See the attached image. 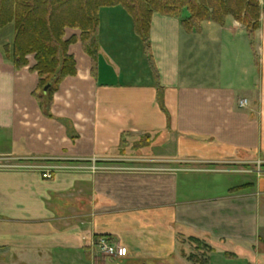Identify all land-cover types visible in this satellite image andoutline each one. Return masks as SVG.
<instances>
[{
    "label": "crops",
    "instance_id": "obj_1",
    "mask_svg": "<svg viewBox=\"0 0 264 264\" xmlns=\"http://www.w3.org/2000/svg\"><path fill=\"white\" fill-rule=\"evenodd\" d=\"M258 1L253 41L231 16L188 33L182 20L154 14L157 79L132 17L122 7L101 9L95 64L81 32L66 31V40L78 38L69 47L77 74L61 83L51 117L34 95V56L17 71L3 50L14 30H0V160L65 168L49 180L0 169V264H195L192 239L211 250L198 264H264V176L238 171L264 161ZM150 155L173 168L87 170L90 161ZM101 237L128 256L105 257L95 245Z\"/></svg>",
    "mask_w": 264,
    "mask_h": 264
},
{
    "label": "trees",
    "instance_id": "obj_2",
    "mask_svg": "<svg viewBox=\"0 0 264 264\" xmlns=\"http://www.w3.org/2000/svg\"><path fill=\"white\" fill-rule=\"evenodd\" d=\"M114 7H122L132 17L135 32L144 45L156 79L158 71L150 44L154 14L182 20V26L188 33L202 32V24L206 21L223 26L231 16L246 28L252 41L261 17L258 0H0V30L9 27L14 30L13 42L3 48L4 55L17 71L26 68L28 58L34 56L36 65L32 71L40 79L34 95L46 117H51L54 95L61 83L77 74V64L69 53V47L78 38L66 40V31L81 32L83 49L95 64L99 56L100 11ZM47 86L51 87L45 93ZM158 98L163 108L162 87H158ZM191 241L211 251L201 241Z\"/></svg>",
    "mask_w": 264,
    "mask_h": 264
},
{
    "label": "rangeland",
    "instance_id": "obj_3",
    "mask_svg": "<svg viewBox=\"0 0 264 264\" xmlns=\"http://www.w3.org/2000/svg\"><path fill=\"white\" fill-rule=\"evenodd\" d=\"M147 145L148 141L144 138L142 142L139 145ZM137 147V146H136ZM137 161H118V162H100L98 160L96 161H90L89 165H87L88 168L96 167L98 170L96 172H99L101 170H107V171H115V170H123L125 168H128V170H142L147 172H168L170 169H172V163L169 162L168 158L166 159H156L155 156H144V157H137ZM94 162H97L96 165H94ZM109 165L108 167H103L101 165ZM111 165V166H110ZM113 165V166H112ZM184 166V165H182ZM237 166V165H235ZM253 168L251 170H248V168ZM238 171L241 173H247V172H256V175L258 176H264V161L256 162V164H240L238 166ZM179 170H182V167H178ZM126 170V169H125ZM226 170V169H224ZM90 171V170H89ZM233 172V170H232ZM235 172V171H234ZM192 248L193 253L190 256L189 260H191L193 263H203L208 259V256L210 255V251L204 247L203 245H198V243L193 242Z\"/></svg>",
    "mask_w": 264,
    "mask_h": 264
},
{
    "label": "built area",
    "instance_id": "obj_4",
    "mask_svg": "<svg viewBox=\"0 0 264 264\" xmlns=\"http://www.w3.org/2000/svg\"><path fill=\"white\" fill-rule=\"evenodd\" d=\"M245 105H247V101H243L240 104L241 107H244ZM25 163L26 164H21V165H10L8 163H3V161L0 160V169L37 170L42 172V177L47 180L52 179L54 173L58 172L59 170L65 169L57 165L41 166V165L33 164L31 161ZM96 164L97 162H94V165ZM88 170L92 172H96L98 169L93 166L91 168H88ZM95 245L98 248L99 252L103 254L105 257L125 258L128 256V250L126 248L119 247L113 243H110L108 239L105 237H102L98 241H96Z\"/></svg>",
    "mask_w": 264,
    "mask_h": 264
},
{
    "label": "water",
    "instance_id": "obj_5",
    "mask_svg": "<svg viewBox=\"0 0 264 264\" xmlns=\"http://www.w3.org/2000/svg\"><path fill=\"white\" fill-rule=\"evenodd\" d=\"M51 86H47L46 90H45V93L48 92V90L50 89Z\"/></svg>",
    "mask_w": 264,
    "mask_h": 264
}]
</instances>
